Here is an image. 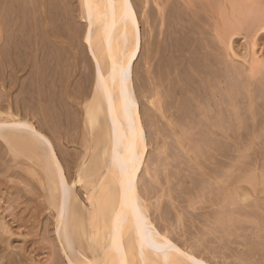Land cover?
Segmentation results:
<instances>
[{"label":"rangeland","instance_id":"rangeland-1","mask_svg":"<svg viewBox=\"0 0 264 264\" xmlns=\"http://www.w3.org/2000/svg\"><path fill=\"white\" fill-rule=\"evenodd\" d=\"M12 1L13 0H9V3H8V0H1L0 1V10L4 13V15H3L2 12L0 11V23L2 24V26H0V32H1V34H0V36H1L0 37V62L4 63V64L0 63V73H1L0 74V110H2V112H4V113H8L10 110L13 113V111L15 110L14 113H18V115L20 114L21 115V117L19 116L20 118H22V119L24 117L27 119L29 118V120H31L33 122V124L36 125V127L38 129L40 128V131L45 132L46 136H48L49 139L54 144V147H56L55 150H56V153L58 154L57 156H59L60 158L62 157L59 160H61L60 162L62 163V166L65 165L64 166V168H65L64 172L67 171V174L65 172V174L67 175V178L75 181L74 179H76V178L78 179V177H79L78 174H80V173L77 174L78 169H79L78 162H79L80 167H81V165H84L86 163H87V166L90 165L89 158L91 157L90 155L92 153L91 148H93L91 143L95 144V142H92L95 140V134L94 133L90 134L91 132H93L92 131L93 129L89 130V132H88V129H90L89 128L90 123H89L88 117H86L87 105L85 107V103L87 101L89 103V101H90V100H88V99H90V96L92 98V94L90 95V93L94 92V89L92 88V87H94V85H93L94 80H92V78L94 77V73H92V72H94L95 70H93V67H94V62H92L93 59H92L91 55L89 54V51H87V48L85 47L83 39H81L82 36H80V31L82 30L80 28H82V26L85 24V21L83 19H81L80 14H79V12H80L79 0H67V1L66 0H64V1H62V0H47L48 2L46 0H42V1H40L42 8H41V5H39L40 3L38 4L39 0H33V1H31V0H26V1L25 0H14L17 3H15L14 1L12 2ZM138 1L133 0V4L134 5L136 4L134 7L137 11V15H138L139 23H140V32H141V37H142L141 38L142 44H141V53L139 55V58L137 59V61L134 64V68H133L134 76L133 77L135 80L136 93H138V97H139L138 99H139V102L141 105L140 108L142 109L141 110L142 111V117L146 118V115H147V118L149 116H151V117L153 116L152 118L149 117V119H147L148 122H147V120L146 121L143 120L144 124H145L144 126L145 127L147 126L146 127V133L148 135L147 138H149L148 139V141H149L148 142L149 143L148 144L149 145L148 146L149 154H147V155H148V158L149 157H151V158L148 159L146 157L147 158L146 163L143 167V169L145 171L142 170L143 172L141 174V177L139 178L141 180V181L139 180V183H140L139 187H141L142 190L145 189L144 191L147 192L146 193L140 189L141 192L144 193V194H142L143 197H144V195L146 198L149 197V200L147 199V201H146L145 197H144L145 198L144 200L147 203L149 202L148 204H150V206H152V207H150L146 203V205L148 207H150V210L152 211L151 213H153L154 217L152 216V219L155 218L154 222H155V220H156V222H158L156 225L163 227V230H165V231L162 230L163 232L168 233L167 231L170 228L171 230H169V232H172V231L173 232L171 233L172 235H169V233H168V235L171 236L172 238L174 237V238L178 239V240H176V243H178V245H179V243L182 244V242H184L183 243L184 245H182V247L185 245H188V246L191 245L190 249L193 248L194 252L198 250V254H200V255L202 254V256L205 258L207 257V260H210V258H211V260H212L211 263L214 261V262H216L215 264H219V263L222 264V262H223V264H233V262H234V264H264V251H263L264 250V96H263L264 91H262V90H264V87L262 86L264 84V82L261 81V79L264 80V75H263L264 73H262V71H264V70H261V74H259V76L261 75L260 77H263V78H260L257 75V77L254 76L256 78V80H253V81H252V79H254L253 75L251 74V76H252V78H251L249 76L250 73L245 70V68H246L245 65L248 66L249 64L247 62H244L245 60H243V57L242 58L240 57V54L245 51L243 48H247L246 50H248V48L250 49L249 45H251V44H250V42H248L249 40L247 41V39H246V32L245 33L243 32L242 34L238 33V34H236L237 36L236 35L234 36V40H236V43H238L240 45L239 46L237 44V46H239V48L242 47V50H244V51L243 52L241 51V53H239L240 51L238 50V47H237V54H239V55H237V57H236L232 53L233 57L231 59L230 58L225 59L226 61L231 63V65L229 63L231 71L229 69H227V67H224L227 63L219 65V67L221 66L220 68L219 67L217 68V66H215L216 68H213V70L216 73H217V71L221 70L220 72H218V74L220 73L223 75L228 74V70H229L230 72H229L228 76L230 75V77L227 76V78H230V79L225 78V80H226V81L224 80L225 84H222V83L218 84L217 83L218 81H215L213 79L214 80V81L212 80L213 84L214 85L215 84L220 85V87H218V86L216 88L213 87L214 90L217 89L216 91H214L211 88L212 86H214L213 84L206 86L207 88H209V91H208V90H206L207 88L205 86L203 88V85H204L203 83H205V82H204V80L201 79L200 76H197L198 74L195 73V69H194V67L199 66L201 61L199 60V64L195 63V64H197V66L195 64H193L194 63L193 60L195 59V57L197 59L198 54L200 56H202L201 55L202 52H200L196 55V50L194 51L193 47H191L190 49L191 50L193 49L195 54H192L190 49L187 50L186 52H184L185 54H182V53L179 54V52L181 50V48H180L181 44H182V46H184L186 41H188V38L192 39L196 35V34L194 35V32H195L194 29H196V32H197V30L199 31V28H197V27L194 28L191 26L192 28H189V26H188L187 28L189 29V31H187L188 29H186L187 33L184 32L185 29L182 28L183 24L181 22L184 23L185 19L183 17L188 16V15H183V13L185 14L186 12H184L182 9H180L181 7L183 8L184 6L180 5V8H179L180 10H179L178 8L177 9L175 8V6L178 7V4H176V5L174 4L177 0L173 1L174 3L170 2L172 4L170 6L167 5L166 7H167V12H168V8H169V13H171V15H169V13L168 14L166 13L168 15V17L166 16V20H165V19L161 18V15L159 13L160 11L158 10V6L156 5L155 0H150V2H149V0H138ZM158 1L161 2L163 0H158ZM198 1L199 0H197V2ZM212 1L218 2L219 0L218 1H215V0L210 1L211 3L214 4V2H212ZM250 1H252V0H250ZM257 1L258 0L254 1V3L257 4ZM260 1H262V2L260 3ZM219 2H221V1H219ZM263 2H264V0H259V4H262ZM45 3L47 4L48 7L46 6ZM199 3H198V5H199ZM140 4H142V5H140ZM150 4H151V6H150ZM216 4H218V3H215L214 5L216 6ZM2 5H3V8H2ZM5 5H8V6L5 7ZM63 5L65 6V9L67 11L64 9ZM154 5H155V7H154ZM198 5H197V7H198ZM13 6H15V7H13ZM172 6H174V7H172ZM257 6H258V4H257ZM43 7H45V10L43 9ZM55 7H56V9H55ZM69 7H71V8H69ZM201 9H202V7H200V10ZM51 10H53V11H51ZM59 10H62V11H59ZM174 10H176V11H174ZM177 10L180 11V13H181L179 18L183 19V21H181L180 23H179L180 19L177 17V16H179L180 13H178ZM6 11H7V13H6ZM43 11L45 14L43 13ZM197 11H199V8ZM202 11L203 10L198 12L201 15V16L199 15V17L200 18L202 17V19L204 18L203 20H205V21L207 20V22L210 23V21H212V20H209L210 19L209 15L205 17V14H204L205 12L204 11L202 12ZM15 12H17V14ZM29 12H31V13L33 12V13L31 14ZM36 12H39V13H36ZM34 13H35V15H34ZM41 14L45 17H43ZM175 14L176 15L178 14V15L176 16ZM202 14H204V15H202ZM22 16H23V18H22ZM33 16H35V17H33ZM2 17H3V19H2ZM188 17H186V18H188ZM25 18H26V20H24ZM45 18H47V19H45ZM56 18H58L57 19L58 23L56 21ZM191 18L192 17H190L189 19H191ZM12 19H13V21H12ZM49 19H50V21H49ZM65 19H67V20H65ZM189 19H186V21L188 22ZM3 20L6 23H4ZM44 20L48 21L49 25L54 24V25H51L48 27L50 29V31L52 30L51 31L52 37H50V39H52L51 40L52 43L50 40H49L50 41L49 42L48 39H44V36H45V38L47 37V35H44V32L42 33V31H44L43 29L45 28L44 24L46 25V23H47ZM68 20H70V21H68ZM7 21H9V22H7ZM29 21H30V23H29ZM61 21H62L63 25H60ZM12 22H14V23H12ZM23 22H24V26H22ZM63 22L65 23V25ZM173 22H174V24H173ZM76 24H78V25H76ZM6 25L9 27H7ZM38 25H40V26H38ZM41 25L44 28L41 27ZM197 25H200V24H197ZM201 25H203V24H201ZM36 26H37V28H36ZM66 26H69V27H66ZM170 26H171V28H170ZM27 27H30V28H27ZM180 27L184 30L183 32H182V30H180ZM203 28H205V27L203 26ZM35 29H37L36 32H35ZM175 29H178V30H175ZM26 30H28V31L26 32ZM60 30H62V31H60ZM46 31H47V28L45 29V32ZM33 32H34V34H31ZM63 32H64V34H63ZM10 33H12V35ZM192 33L194 36L191 35ZM9 34L11 35V37ZM187 34L191 35V36H189L187 38ZM212 34L213 33L211 31V33L209 34L211 36L209 38L211 39V37H212L213 41H217L216 39L214 40L215 36ZM64 35H65V37H64ZM39 37L41 39H39ZM42 37H43V39H42ZM184 37H186V38H184ZM5 38H7V39H5ZM9 38H10V40H9ZM16 38L18 39V41H16ZM20 38L22 41L20 40ZM193 39H195V38H193ZM6 40L11 41V43L6 41ZM13 40H14V42H13ZM43 40H45V41H43ZM29 41L30 42L32 41V42L30 43ZM213 41H212V43H213ZM47 42L49 43L48 47L46 45V44H48ZM44 43H46V44H44ZM214 43H216V42H214ZM22 44H23V46H22ZM52 44H54L55 46ZM165 44H166V46H165ZM244 44H245V46H244ZM12 45H16L15 48ZM30 45H31V47H30ZM216 45L218 47L217 43H216ZM219 45L220 46L218 47V49L222 46L221 44H219ZM19 46L22 49H20ZM36 48H37V50H36ZM39 48H40V50H38ZM218 49H217V51H218ZM42 50H43V52H42ZM219 50L221 52V49H219ZM13 51H15V52H13ZM35 51H37V52H35ZM188 51H189V54L191 53L190 55L188 54ZM40 52H42V53H40ZM220 52H218V53H220ZM245 52L247 53V51H245ZM249 52H251V51L248 50L247 54H249ZM24 53H25V55H24ZM181 54H182V57H181ZM38 55L41 56V59ZM42 55H44V56H42ZM62 55H63V59H62ZM84 55L86 57H84ZM173 55H174V57H172ZM192 55H194L195 57L193 56L194 57L193 58ZM220 55H222L223 58L221 56L219 57L218 55H216L215 60H217V58L218 59H220V58L224 59L225 54L223 55V53H221ZM37 56H38V58H36ZM188 56H191L193 58L192 61L190 60L191 57L189 58ZM200 56H199V58H200ZM25 57H27V58H25ZM164 57H165V59L162 60V58H164ZM175 57L176 58L181 57L184 60L183 62L185 65L183 64L182 65L183 68L181 67L182 69L180 70V72H182V76H183V73H184V76L181 79L177 78V76L176 77L174 76V75H176L177 72L174 71L173 64H176L177 62H179V60L177 58V60L174 63V59H176ZM34 58H36V59L34 60ZM80 58H82V59H80ZM181 58H180V61L182 60ZM27 59H29V60H27ZM54 59H56V60H54ZM66 59L68 60V62ZM185 59H187V60H185ZM33 60H34V63H33ZM41 60H43V61H41ZM47 61H48V63L46 64ZM187 61H189V63H188L189 65L192 62L191 65H194V67L186 64ZM197 61H198V59H197ZM42 62H45V63H42ZM170 62H172V63H170ZM224 62H222V63H224ZM237 63H239V64H237ZM63 65L64 66L66 65L65 66L66 68H64ZM36 66L38 68H36ZM62 66H63V69H62ZM172 66H173V68H172L173 70L171 69ZM43 67L46 69H44ZM49 67H51V68H49ZM70 67L72 68V70ZM235 67L236 68L242 67L243 69L240 68L238 70ZM224 68H226V69L224 70ZM160 69H161V71H160ZM222 69L224 71H227V72L224 73V71ZM64 70H65V72H64ZM240 70H242V71H240ZM243 70L246 72H244ZM237 71H239L240 74H238ZM187 72H189L190 74ZM215 72H214V74H216ZM192 73H194V74H192ZM244 73L245 74L247 73L246 76L250 80L249 82L245 81L248 79L246 77L244 78V76H245ZM187 74H189V75L187 76ZM218 74H216V75H218ZM241 74H243L244 76H242ZM191 75L193 76L194 79H192ZM239 75H241L240 76L241 81L239 79L240 78ZM41 76H43V78ZM47 76L49 77V79H46V78H48ZM232 76L235 78H233ZM178 77H181V76L178 75ZM213 77H215V75ZM197 78L199 81L200 80L203 81V82L200 81L201 85L203 84L202 88H201V85H199L200 82L197 80ZM217 78H216V80H217ZM236 78H238V80H236ZM187 79H189V80H187ZM233 79H235V80H233ZM52 80H54V81H52ZM183 80L186 82H184ZM193 80H194V83H196V82L199 83V84L196 83L194 86H197L196 90L201 92V93L198 92V94H201L202 98L200 97V95H196V93H197L196 90H195L196 93H195V91H194V93L192 91L190 93L189 90H187L189 93L186 92V89H189V86H190L189 83L193 84V82H192ZM218 80H219V78H218ZM258 80L260 83L263 82V84H259ZM79 81H81V82H79ZM164 81H165V83H164ZM229 81H232L233 83H235V85H233V83H232V85H233L232 86L231 82H229ZM238 81L240 83L242 82L244 84V86L245 85L247 86L246 88H244L242 83L239 84V86L241 85V88H243V89H240L241 93H243L244 90L247 89L245 93L248 96L249 95L253 96L254 93L257 92L254 95L253 99H252V96H250L251 98L250 97L248 98V96H245L246 94L244 95V94L238 93L239 92V88L237 85ZM251 81H252V84H251ZM254 81H255L256 85H253ZM28 82H29V84H28ZM162 83H164V84H162ZM247 84L248 85L250 84V87ZM155 85L156 86L160 85V89H158V91L159 92L162 91L161 93H163L160 96V98H162L164 95V97L162 99H164V101H165L164 105H166V106H164L163 104L162 105L164 106L163 110H166V112L164 111V113L168 112L167 113L168 119L165 118L166 117L165 114H163V116L161 115L163 113V110L161 113L155 112L156 107L154 109V107H153L154 105L151 103V99L154 98V96L152 95L153 97L151 98L150 95L152 93L154 94L156 89L159 88L158 86L156 87ZM171 85H172V87H171ZM252 85L254 86V88ZM46 86H48V87H46ZM225 87L227 90L225 89ZM141 88H142V90H141ZM153 88L154 89L156 88V89L154 90ZM165 88L167 91L165 90ZM252 88L254 90V93L251 90ZM202 89L205 91H203ZM210 89L212 90V92L210 91ZM228 89L232 90V92L230 90L228 91ZM173 90H175L176 93L173 92ZM242 90H243V92H242ZM248 90H250L251 94H249L250 92L247 93ZM46 91H47V93H46ZM260 92H261V95H260ZM144 93H145V95H144ZM147 93H148V95H147ZM207 93H210V95ZM87 95H90V96H87ZM194 95H196L197 97ZM257 95H259L260 99L258 98ZM181 96L183 98L184 97L185 98L183 99ZM207 96H209V97H207ZM225 96H227V97H225ZM232 96H233V98H232ZM241 96H243L244 98L243 97L241 98ZM256 96H257L258 100H256ZM194 97H196V98H194ZM198 98H199V100H201V102L196 100ZM21 99H22V101H21ZM204 99L205 100L207 99L206 105H209L210 107L204 106L205 105ZM254 99L258 102L254 101L253 107H252L251 102H253ZM188 100H189V102H188ZM195 100L198 102V104ZM234 101L237 104V106L234 104ZM224 103H225V105H223ZM230 103H232V104H230ZM249 103H250V105H249ZM187 104H189V105H187ZM214 104H216V108L218 109V111H217L218 115H217V113H215L216 109H215ZM238 104H240V105H238ZM235 106H236V108H234ZM46 108H48V109H46ZM232 108H233V110H232ZM250 108L251 109L254 108V111L251 110ZM196 109H198V110H196ZM214 109H215V111H214ZM227 109H228V111H227ZM199 110L201 111L200 112L201 115L198 113ZM204 110L206 111L207 114L209 113V115H207V116H210V111H211V116L213 114L214 117H211V119H210V117H207L209 119V120H207L205 117V111ZM235 110H237V111H235ZM6 111H8V112H6ZM203 111H204V113H202ZM207 111H209V112H207ZM251 111H253V112H251ZM151 112H153V113H151ZM196 112H197V115H196ZM227 112H231L232 115L230 113L227 114ZM237 112H239V113H237ZM145 113H146V115L144 116ZM155 113H157V115ZM191 113H193V115H191ZM221 114L223 117L228 115L229 118L226 116V117H224V120H223L222 119L223 117L219 116ZM44 115H45V117H44ZM173 115H175V116H173ZM190 116L192 118H195V120L190 118ZM175 117H177V118H175ZM217 117L218 118L220 117L221 119L219 118V120H221L222 122L225 121V118H227L226 119V125L227 126L225 124L224 125L222 124L223 127H222V125L220 126L221 122L219 121L220 124H218ZM154 118L157 119L158 121L153 120ZM212 118H213V120H212ZM86 119L88 120V125H89L88 128H87L88 125H87ZM171 120H172V123L175 122L174 125H171L172 124V123H170ZM149 121H151V122L153 121L152 123L156 124V125H153ZM179 121H180L181 125L179 124ZM181 121L182 122L184 121V123H182ZM185 121L186 122L188 121V122L186 123ZM197 121L200 122L201 124H199ZM202 122H204V123H202ZM211 122H212V124L214 122L215 125L218 124L220 126V128L222 127L221 128L222 130H220V129L217 130L216 128L211 127L212 126ZM228 122L231 123L229 125V126H231V127H229V129H228V124H227ZM190 123H192V124H190ZM149 124H151V127ZM185 124H186V126H185ZM214 124H213V126H214ZM163 125H167L169 128H167L166 126H163ZM175 125H178L179 128L177 126L175 128ZM191 125H193L194 128ZM196 125H198V126H196ZM204 125H205V127H204ZM153 126L156 129L154 131H157V132H153V129H154ZM172 126L176 130H174L172 128ZM200 126H203V127H200ZM156 127L157 128L159 127L158 130ZM187 127H189V128H187ZM195 127H197V128H195ZM41 128H42V130H41ZM162 128L164 131H162ZM182 128L184 129V131ZM171 129H172V132H171ZM178 129L182 132V134ZM210 129H211V131H210ZM225 129L226 130L228 129L227 130L228 135H227V132ZM169 130H170V132H169ZM159 131H161L162 133ZM183 132H185V133H183ZM197 132H199V133H197ZM198 135L201 137H199ZM208 135H210V136H208ZM197 136H198V138H197ZM199 138H201V139H199ZM206 139L208 141L209 140L210 141L208 142ZM173 140H175V142ZM196 142H197V144H196ZM183 143H185V144H183ZM94 146L96 147V145H94ZM162 146H164V147L166 146V148H164ZM193 146H195V147H193ZM6 148L7 147L4 145V143H2L0 145V214H1V216L5 217V219L3 221L6 222V224L9 225V227L13 231V236H12V234H10L11 236H8L9 234L8 235L5 234V236L11 238V241H13L14 245H16L15 248H10V249H13L16 252H18L17 253L18 255H15L16 261L13 258H12L13 260L10 258L8 260V257L4 258V250H3L4 244L0 243V248H1L0 264H2V263L4 264V262L6 260L9 262L8 263L6 261L8 264H11V263L14 264L17 262V258H19L18 261H20L21 255H19V254L22 253L21 246H23V245H26V248L29 249L28 251L30 253L32 252L31 253L32 256L35 257V255H36V257H35L36 261H38V260L42 261L43 259L46 260L47 256H48L47 260H49L51 258L50 259L51 262H52V259H54V261H55V259H57V258H59V259H57V260H59V262H57V260L55 261L57 263L62 262V260H63L62 258H64V260H63L64 262L67 261V258H65L66 256L64 255V257H63V255H62V253H63L62 248L58 247L61 244L57 243L59 240L57 239L58 238L56 235L57 233H55L56 232L55 227H57V226H55V225H57L56 224L57 219L55 217H56L57 213L55 212L54 208L51 207V205L53 203L51 204L50 201L52 199L50 200V197H49L53 191L51 192V190L49 188L50 185L48 184V182L46 181L47 182V184H46L45 180L43 178H41L42 177L41 173L43 172V177L45 174L44 171H42L43 166L39 168V166H41L40 165L41 163L38 166V163H39V162H37V161H39L38 159L35 160L34 162L32 160V162H31V159L28 160L29 157H27V156H21V158L13 156L14 154L12 155L9 152V149H6ZM167 148H169V149H167ZM94 149L95 148H93V151H94ZM197 149H200V150H197ZM163 150H164V152H163ZM196 151H198V152H196ZM227 151H229V152L227 153ZM178 152H179V154H178ZM185 152H186V154H185ZM161 154L163 155V157L161 156ZM70 155H71V157H70ZM166 155H167V157H166ZM175 155H177V157ZM215 155H217V156H215ZM157 156H158V158H157ZM170 157H171V159H169ZM159 158L161 160L163 158V161H161ZM166 158H167V160H166ZM63 160H65V162ZM66 160H67V162H66ZM151 160H152V162H151ZM169 160H171V161H169ZM223 160H224V162H223ZM35 162H37V164H34ZM149 162H151V163H149ZM161 162H162V164H161ZM184 162H186V163H184ZM151 165H152V167H151ZM158 165H160V166H158ZM87 166L85 165V167H87ZM82 167L85 168L84 166H82ZM148 168H150V169H148ZM217 168H219V169H217ZM224 168H225V170H224ZM156 170H157V172H156ZM103 171H104V169L101 170L100 173H102ZM225 171H226V173H225ZM215 172L217 173V175ZM202 173H203V175H202ZM144 174H146V175H144ZM160 174H161V176H160ZM77 175H78V177H77ZM143 175H144V177H143ZM156 175H158V176H156ZM194 176H196V177H194ZM219 176H221V177H219ZM249 177H251V178H249ZM41 179H43V181ZM45 179H46V177H45ZM91 179H93V178H91ZM196 179H197V181H196ZM70 180H69V182H70ZM44 182H45V184H44ZM150 182H151V184H150ZM213 182H215V183L213 184ZM141 183H143V185ZM145 183H146V187L144 186ZM182 183H184V184H182ZM77 184H79V185H77ZM77 184H74L75 185L74 191L77 192L78 197H80L79 199H80L81 203L83 202V204L89 205L88 199L85 198V196L88 194L87 193L88 190H86V188H88L89 185L84 186V185H82L83 183H77ZM210 185H211V187H210ZM29 186H31V187H29ZM46 186L49 189L48 188L46 189ZM149 186H151V187H149ZM194 187H195V189H194ZM198 187H199V189H198ZM20 190H21V192H20ZM28 190H29V192H28ZM148 192H150V194ZM195 192H197V193H195ZM204 192L207 194L205 195ZM48 193L50 195H48ZM51 197H53V196L51 195ZM53 198L55 199V197H53ZM198 199H201V200H198ZM56 201H58L57 198H56ZM55 204H57V203H55ZM159 204H160V206H159ZM223 205L225 207H223ZM54 207H55V205H54ZM180 209H182V211ZM153 210H155V211H153ZM170 212L171 213L173 212V213L170 214ZM222 213H224V214H222ZM225 213H227V214H225ZM17 215L19 216V218L20 217H22V218L17 220V218H18ZM220 215L222 217H220ZM224 215L227 218H225ZM228 215H229V217H228ZM219 217H220L221 221H220ZM23 219H25L26 222H24ZM187 219H188V221H187ZM227 219H229V220H227ZM162 220H163V222H162ZM192 220H195V221H192ZM219 221H220V223H219ZM222 222H223V224H222ZM27 223H28V225H25ZM172 223H174V224H172ZM167 224H169V225H167ZM224 224H226V225H224ZM182 227H184V228H182ZM190 227H191V229H190ZM19 228H21V229L19 230ZM159 229L161 230V228H159ZM186 229H188V230H186ZM19 231H20V233H19ZM15 233H16V235H15ZM3 235H1L0 239L2 238ZM3 239H4V237H3ZM213 239H214V241H213ZM178 241H180V242H178ZM211 245H213V246H211ZM188 246H186V247L188 248ZM20 248H21V250H20ZM57 248L59 249L60 252H62V253H60L62 256H60L58 254V256H59L58 257L56 255V253H59V252H57V250H58ZM194 248H197V250H195ZM52 250H54V251H52ZM55 250H56V253H55ZM52 253H53L54 258L51 257ZM196 254H197V252H196ZM55 255H56V257H55ZM17 256H19V257H17ZM1 257L4 259L2 260ZM60 257H62L61 261H60ZM225 258L227 259V261ZM45 260H43V261H45ZM253 260H254V262H253ZM6 262H5V264H6ZM28 262H29V260H28ZM55 262H53V263L55 264ZM214 262L212 264H214ZM21 263H23V262H21ZM67 263L68 262H65L64 264H67Z\"/></svg>","mask_w":264,"mask_h":264},{"label":"bare ground","instance_id":"bare-ground-1","mask_svg":"<svg viewBox=\"0 0 264 264\" xmlns=\"http://www.w3.org/2000/svg\"><path fill=\"white\" fill-rule=\"evenodd\" d=\"M1 1V0H0ZM14 1V0H13ZM12 1V2H13ZM26 1V0H25ZM33 1V0H31ZM39 0L38 4L40 3ZM47 1V0H46ZM64 1V0H62ZM61 1V2H62ZM67 1V0H66ZM138 1V0H137ZM173 1L176 0H163V1H158L155 0L156 5L158 6V10L160 11V15L162 19L166 20V16L168 17V13H169V8H168V12H167V5H171L172 3H174ZM211 1V0H210ZM209 0H199L197 2V0H177L174 4H178V7L175 6V8L179 9L180 5L184 6L183 8L181 7L180 9H182L184 12H186L185 14L183 13V15H188V16H184L183 18L184 23L181 22L183 21V19L179 18L181 13L180 11L177 10L179 14V16H176L180 19L179 23L181 22L183 24L182 28L185 29V31L180 27V30H182V32L184 31L186 32V29H188L187 27L189 26V28H199V31L196 29H194V35L193 33L191 35H193L195 39H191L188 38L191 35L187 34V38L188 41H186L185 43V47L182 46L181 44V50L179 52L182 54H185L184 52H186L187 50H189L191 47H193L194 51L196 50V55L200 52L202 56L197 55V59L194 55H192V57L194 56L195 59L193 60V64L197 63L199 64V60L201 61V63L199 64L198 67H194V65H189V61L194 58H192L191 56H188L189 58L191 57V59L189 61L186 62V64H188L189 66H193L195 69V73H197V76H200L202 80H204L205 83H203V88L204 86H209L213 84V81H218L217 83L220 84H225L224 80L225 78H227L230 70V66L228 61H226L225 59L227 58H232V53L234 56L237 57V47L238 50L240 51L239 53H241V51L243 52L244 50L247 51L248 50L251 51L249 52V54H247L245 51L243 53L240 54V57H243V60H245L244 62H247L249 65H245L246 68L245 70L247 72H249V76L252 78L251 74L253 75V77H257V75L259 76V74H261V70H264V2L262 4H259V0L257 1V4L254 3V1L256 0H219L221 2H214L218 3L216 4V6L211 3ZM226 1V2H225ZM6 2V1H5ZM11 2V1H10ZM15 2V1H14ZM23 2V1H22ZM48 2V1H47ZM60 2V1H59ZM139 2V1H138ZM148 2V1H147ZM150 2V0H149ZM148 2V3H149ZM172 2V3H170ZM200 2V3H199ZM262 1H260L261 3ZM9 3V0H8ZM17 3V2H15ZM24 3V2H23ZM29 3V2H28ZM33 3V2H32ZM56 3V2H55ZM63 3V2H62ZM80 6H79V14L81 19H83L85 21V24L82 26V29L80 31V36L81 39H83V42L85 44V47L87 48V51H89V54L91 55L93 61L94 62V67L93 70H95L94 72V77L92 78V80H94V87H92L94 89V92L90 93V95L92 94V98L90 95V100L89 103L88 101L85 103V107L87 105V115L86 117H88L89 123H90V127L88 125V120L86 119L87 122V128L89 127V130H92L93 132H91L90 134L94 133L95 134V140L92 142H95L94 145H96V147L91 143V145L93 146V148H91V157L89 158L90 160V165L87 166V163L84 165H79L78 162V179H74L75 181H72L70 179L67 178V171L66 174L64 172V166H62V163L60 162L61 159L59 156H57L58 154L56 153V150L54 147V144L52 143V141L49 139L48 136H46L45 132L40 131V128L38 129L36 127V125L33 124V122L31 120H29V118H20L21 115L18 113H13L11 112V110L8 113H4L2 112V110H0V143H4V145L7 147L6 149H9V152L16 157H20L21 156H27L29 157V159H31V162L33 160V162L35 160H39L37 162L38 166L39 164L42 167L43 166V170L44 171V177H43V172L41 173L42 177L45 182L47 181L48 184L50 185L49 188L52 192V196L55 197V199L53 197H51V195L48 193V195H50V202H51V207L54 208L55 212L57 213L56 215V221H57V227H55L56 232L57 233V239L60 241H58L57 243L61 244L58 247L62 248V252L59 251V249L55 250L56 255L58 256V254L60 256L64 255L66 256L65 258H67L68 262L67 264H212L211 263V258L210 260H207V257H203L202 254H198V250L197 248H194L197 251H193V248L190 249L191 245H185L182 247V245H184L182 242V244L176 243V238H172L169 235H172L171 233L173 232H169V230H171L169 228V230L167 231L169 233L163 232L165 230H163V227L156 225L158 222H154V219H152L153 213H151L152 211L150 210V204H148L146 201L147 199L149 200V197H144L146 198V201L144 200L145 198L143 197L141 192V187H139V178L141 177L142 174V170L145 163H146V159L148 158L149 152H148V135L146 133V127L144 126V121H146L147 119H149V116L147 118L146 113L144 114L145 117H142V109L140 108V102H139V97H138V93H136V89H135V80H134V64L137 61V59L139 58V55L141 53V32H140V23H139V19H138V15H137V11L135 9V5L133 4V0H79ZM140 3V2H139ZM144 3V2H143ZM152 3V2H151ZM199 3V5H198ZM220 3V4H219ZM7 4V3H6ZM19 4V3H18ZM27 4V3H26ZM43 4V3H42ZM46 4V3H45ZM50 4V3H49ZM66 4V3H65ZM173 4V5H174ZM9 5V4H8ZM8 5H5L8 6ZM13 5V4H12ZM25 5V4H24ZM34 5V4H33ZM41 5V3L39 4ZM56 5V4H55ZM142 5V4H140ZM153 5V4H152ZM198 5V7H197ZM20 6V5H19ZM28 6V5H27ZM32 6V5H31ZM38 6V5H37ZM45 6V5H44ZM47 6V4H46ZM64 6V5H63ZM71 6V5H70ZM151 6V4H150ZM4 7V8H5ZM15 7V6H13ZM48 7V6H47ZM139 7V6H138ZM155 7V5H154ZM174 7V6H172ZM171 7V8H172ZM200 7H202L201 10H203L205 13V17L209 15L210 19L212 20L209 22H207V20H203L202 17L200 18L199 15L201 10ZM259 7V8H258ZM3 8V5H2ZM11 8V7H10ZM17 8V7H16ZM23 8V7H22ZM37 8V7H36ZM42 8V5H41ZM71 8V7H69ZM68 8V9H69ZM75 8V7H74ZM197 8V9H196ZM199 8V11H197ZM30 9V8H29ZM40 9V8H39ZM43 9L45 10V7H43ZM56 9V7H55ZM65 9V6H64ZM174 9V8H173ZM179 9V10H180ZM18 10V9H17ZM37 10V9H36ZM66 10V9H65ZM142 10V9H141ZM197 12H196V11ZM1 11V10H0ZM9 11V10H8ZM26 11V10H25ZM30 11V10H29ZM32 11V10H31ZM53 11V10H51ZM62 11V10H59ZM67 11V10H66ZM65 11V12H66ZM151 11V10H150ZM153 11V10H152ZM176 11V10H174ZM202 11V12H203ZM2 12V11H1ZM23 12V11H22ZM70 12V11H69ZM155 12V11H154ZM7 13V11H6ZM17 14V12H15ZM31 13V12H29ZM28 13V14H29ZM33 13V12H32ZM31 13V14H32ZM39 13V12H36ZM44 13V11H43ZM67 13V12H66ZM141 13V12H140ZM167 13V14H166ZM2 14L4 15V13L2 12ZM12 14V13H11ZM27 14V13H26ZM45 14V13H44ZM59 14V13H58ZM69 14V13H68ZM198 14V15H197ZM202 14V15H204ZM9 15V14H8ZM19 15V14H18ZM35 15V13H34ZM42 15V14H41ZM57 15V14H56ZM55 15V16H56ZM64 15V14H63ZM67 15V14H66ZM159 15V16H160ZM169 15H171V13H169ZM6 16V15H5ZM43 16V15H42ZM49 16V15H48ZM54 16V17H55ZM68 16V15H67ZM76 16V15H75ZM201 16V15H200ZM18 17V16H17ZM25 17V16H24ZM31 17V16H30ZM35 17V16H33ZM45 17V16H43ZM72 17V16H71ZM182 17V16H181ZM188 17V18H186ZM190 17H192L191 19H189ZM23 18V16H22ZM61 18V17H60ZM3 19V17H2ZM18 19V18H17ZM47 19V18H45ZM58 18H56L57 21ZM71 19V18H70ZM176 19V18H175ZM178 19V20H179ZM186 19H189L188 22L186 21ZM202 19V20H201ZM208 19V18H207ZM7 20V19H6ZM19 20V19H18ZM26 20V18L24 19ZM40 20V19H39ZM42 20V19H41ZM61 20V19H60ZM67 20V19H65ZM154 20V19H153ZM197 20V21H196ZM208 20V21H209ZM4 21V20H3ZM13 21V19H12ZM16 21V20H15ZM46 23V25L44 24V27L41 25V27H43L44 31H42V33L44 32V35H47V37L44 39H48V41L52 40L50 39V37H52V33L50 31V29L48 28L51 25H49L48 21L44 20ZM50 21V19H49ZM70 21V20H68ZM73 21V20H72ZM168 21V20H167ZM9 22V21H7ZM17 22V21H16ZM15 22V23H16ZM22 22V21H21ZM26 22V21H25ZM44 22V23H45ZM154 22V21H153ZM171 22V21H170ZM169 22V23H170ZM178 22V21H177ZM4 23H6L4 21ZM14 23V22H12ZM18 23V22H17ZM16 23V24H17ZM28 23V22H27ZM30 23V21H29ZM41 23V22H40ZM58 23V21H57ZM64 23V22H63ZM167 23V22H166ZM176 23V22H175ZM188 23V24H187ZM1 24V23H0ZM10 24V23H9ZM39 24V23H38ZM48 24V25H47ZM70 24V23H69ZM174 24V22H173ZM190 24V25H189ZM200 24V25H197ZM203 24V25H201ZM58 25V24H57ZM60 25L62 24V21L60 23ZM65 25V23H64ZM73 25V24H72ZM78 25V24H76ZM148 25V24H147ZM2 26V24L0 25ZM7 26V25H6ZM24 26V22L23 25ZM40 26V25H38ZM81 26V25H80ZM151 26V25H150ZM158 26V25H157ZM172 26V25H171ZM170 26V28H171ZM178 26V25H177ZM192 26V27H191ZM203 26L205 28H203ZM208 26V27H207ZM9 27V26H7ZM13 27V26H12ZM20 27V26H19ZM69 27V26H66ZM79 27V26H78ZM148 27V26H147ZM176 27V26H175ZM174 27V28H175ZM179 27V26H178ZM177 27V28H178ZM25 28V27H24ZM30 28V27H27ZM37 28V26H36ZM47 28V31L45 32V29ZM51 28V27H50ZM208 28V29H207ZM68 29V28H67ZM160 29V28H159ZM206 29V30H205ZM12 30V29H11ZM23 30V29H22ZM37 29H35L36 32ZM70 30V29H69ZM79 30V29H78ZM178 30V29H175ZM208 30V31H207ZM28 30H26L27 32ZM34 31V30H33ZM41 31V30H40ZM59 31V30H58ZM57 31V32H58ZM62 31V30H60ZM154 31V30H153ZM189 31V29L187 30ZM193 31V30H192ZM212 31V35H214V40L216 39L217 41H213V38L211 37V39L209 38L211 35H209ZM12 32V31H11ZM70 32V31H69ZM77 32V31H76ZM178 32V31H177ZM246 32V39L248 42H250L251 45L250 49L248 48V50H246L247 48H243L244 50H242V47L239 48V44L236 43V40H234V36L236 34H242V33ZM22 33V32H21ZM38 33V32H37ZM36 33V34H37ZM46 33V34H45ZM67 33V32H66ZM73 33V32H72ZM159 33V32H158ZM176 33V32H175ZM1 34V32H0ZM12 35V33H10ZM9 34V35H10ZM20 34V33H19ZM18 34V35H19ZM31 34H34L31 33ZM39 34V33H38ZM37 34V35H38ZM61 34V33H60ZM64 34V32H63ZM70 34V33H69ZM68 34V35H69ZM169 34V33H168ZM174 34V33H173ZM10 35V37H11ZM17 35V34H16ZM175 35V34H174ZM245 35V34H244ZM165 36V35H164ZM177 36V35H176ZM237 36V35H236ZM1 37V36H0ZM7 37V36H6ZM26 37V36H25ZM35 37V36H34ZM41 37V36H40ZM39 37V39H41ZM65 37V35H64ZM78 37V36H77ZM76 37V38H77ZM19 38V37H18ZM22 38V37H21ZM20 38V40H21ZM27 38V37H26ZM33 38V37H32ZM67 38V37H66ZM156 38V37H155ZM164 38V37H163ZM162 38V39H163ZM186 38V37H184ZM7 39V38H5ZM43 39V37H42ZM68 39V38H67ZM183 39V38H182ZM10 40V38H9ZM6 40L8 42L11 43V41ZM73 40V39H72ZM154 40V39H153ZM169 40V39H168ZM186 40V39H185ZM213 43H212V41ZM16 41H18V39L16 38ZM15 41V42H16ZM22 41V40H21ZM26 41V40H25ZM42 41V40H41ZM45 41V40H43ZM47 41V40H46ZM49 41V42H50ZM65 41V40H64ZM14 42V40H13ZM20 42V41H19ZM30 42V41H29ZM32 42V41H31ZM30 42V43H31ZM36 42V41H35ZM40 42V41H39ZM218 44V47L220 46L219 44H221L222 46L218 49L216 43ZM219 42V43H218ZM238 42V41H237ZM7 43V42H6ZM5 43V44H6ZM24 43V42H23ZM48 43V42H47ZM52 43V41H51ZM50 43V44H51ZM18 44V43H17ZM36 44V43H35ZM46 44V43H44ZM78 44V43H77ZM216 46H215V45ZM237 44L239 46H237ZM7 45V44H6ZM32 45V44H31ZM30 45V47H31ZM47 47L49 45L46 44ZM54 45V44H52ZM8 46V45H7ZM15 46L16 45H12ZM23 46V44H22ZM28 46V45H27ZM55 46V45H54ZM67 46V45H66ZM82 46V45H81ZM157 46V45H156ZM164 46V45H163ZM166 46V44H165ZM245 46V44H244ZM33 47V46H32ZM38 47V46H37ZM45 47V46H44ZM50 47V46H49ZM161 47V46H160ZM178 47V46H177ZM247 47V46H246ZM20 49H22L19 46ZM18 48V49H19ZM56 48V47H55ZM60 48V47H59ZM147 48V47H146ZM223 48V49H222ZM258 48V49H257ZM3 49V48H2ZM8 49V48H7ZM10 49V48H9ZM54 49V48H53ZM161 49V48H160ZM193 49L191 50L192 54H195ZM218 49V51H217ZM241 49V50H240ZM4 50V49H3ZM6 50V49H5ZM17 50V49H16ZM24 50V49H23ZM34 50V49H33ZM37 50V48H36ZM40 50V48L38 49ZM47 50V49H46ZM62 50V49H61ZM83 50V49H82ZM147 50V49H146ZM2 51V50H1ZM19 51V50H18ZM50 51V50H49ZM55 51V50H54ZM53 51V52H54ZM156 51V50H155ZM223 51V52H222ZM8 52V51H7ZM15 52V51H13ZM17 52V51H16ZM20 52V51H19ZM29 52V51H28ZM37 52V51H35ZM43 52V50H42ZM40 52V53H42ZM58 52V51H57ZM80 52V51H79ZM160 52V51H159ZM177 52V51H176ZM217 52V53H216ZM220 52V53H218ZM23 53V52H22ZM49 53V52H48ZM59 53V52H58ZM65 53V52H64ZM153 53V52H152ZM190 53V54H191ZM221 53H223V55L226 57H224V59H218L215 60L216 55H218L219 57L221 56L223 58L222 55H220ZM5 54V53H4ZM14 54V53H13ZM46 54V53H45ZM60 54V53H59ZM72 54V53H71ZM83 54V53H82ZM181 54V57H182ZM189 54V51H188ZM189 54V55H190ZM216 54V55H215ZM6 55V54H5ZM20 55V54H19ZM25 55V53H24ZM30 55V54H29ZM50 55V54H49ZM48 55V56H49ZM169 55V54H168ZM21 56V55H20ZM39 56V55H38ZM38 56L36 58H38ZM44 56V55H42ZM9 57V56H8ZM30 57V56H29ZM28 57V58H29ZM41 59V56H39ZM51 57V56H50ZM49 57V58H50ZM73 57V56H72ZM84 57H86L84 55ZM163 57V56H162ZM174 57V55L172 56ZM171 57V58H172ZM180 57V58H181ZM4 58V57H3ZM27 58V57H25ZM34 58V60L36 59ZM45 58V57H44ZM53 58V57H52ZM61 58V57H60ZM170 58V57H169ZM176 58V57H175ZM178 58V57H177ZM174 59V63L177 60ZM180 58H178L179 62H177L176 64H173L174 66V71L177 72L176 75H174L175 77L177 76V78H183L182 76V72H180V70L183 68V64H184V60L182 59L180 61ZM7 59V58H6ZM62 59H63V55H62ZM82 59V58H80ZM165 59L162 58V60ZM9 60V59H8ZM16 60V59H15ZM18 60V59H17ZM29 60V59H27ZM33 60V63H34ZM44 60V59H43ZM41 60V61H43ZM48 60V59H47ZM52 60V59H51ZM56 60V59H54ZM67 60V59H66ZM87 60V59H86ZM141 60V59H140ZM144 60V59H143ZM159 60V59H158ZM168 60V59H167ZM173 60V59H172ZM187 60V59H185ZM222 60V61H221ZM225 62H224V61ZM26 61V60H25ZM50 61V60H49ZM65 61V60H64ZM170 61V60H169ZM196 61V62H195ZM232 61V60H231ZM234 61V60H233ZM16 62V61H15ZM19 62V61H18ZM39 62V61H38ZM57 62V61H56ZM68 62V60H67ZM66 62V63H67ZM162 62V61H161ZM203 62V63H202ZM219 62V63H218ZM224 62V63H222ZM1 63V62H0ZM11 63V62H10ZM45 63V62H42ZM48 63V61L46 62V64ZM55 63V62H54ZM172 63V62H170ZM169 63V64H170ZM227 63V64H226ZM246 63V64H247ZM4 64V63H1ZM28 64V63H27ZM163 64V63H162ZM197 64H195L197 66ZM221 64H226L224 67H227L228 70V74H218L213 70V68H216L215 66H217V68L219 67V65ZM239 64V63H237ZM42 65V64H41ZM56 65V64H55ZM80 65V64H79ZM185 65V64H184ZM228 65V66H227ZM231 65V63H230ZM234 65V64H233ZM12 66V65H11ZM35 66V65H34ZM40 66V65H39ZM43 66V65H42ZM45 66V65H44ZM54 66V65H53ZM64 66V65H63ZM62 66V69H63ZM66 66V65H65ZM64 66V68H66ZM173 66L171 67V69L173 68ZM187 66V65H186ZM223 66V65H222ZM236 66V65H235ZM41 67V66H40ZM69 67V66H68ZM182 67V68H181ZM185 67V66H184ZM221 67V66H220ZM219 67V68H220ZM229 67V68H228ZM244 67V66H243ZM25 68V67H24ZM33 68V67H32ZM36 68H38L36 66ZM44 68V67H43ZM51 68V67H49ZM71 68V67H70ZM92 68V67H91ZM145 68V67H144ZM187 68V67H186ZM233 68V67H232ZM236 68V67H235ZM242 68V67H240ZM240 68H236V69H240ZM263 68V69H262ZM12 69V68H11ZM46 69V68H44ZM163 69V68H162ZM165 69V68H164ZM170 69V70H171ZM185 69V68H184ZM226 68H224L225 70ZM243 69V68H242ZM43 70V69H42ZM48 70V69H47ZM51 70V69H50ZM49 70V71H50ZM61 70V69H60ZM69 70V69H68ZM72 70V68H71ZM87 70V69H86ZM92 70V71H93ZM139 70V69H138ZM154 70V69H153ZM173 70V69H172ZM188 70V69H187ZM186 70V71H187ZM223 70V69H222ZM223 70V71H224ZM143 71V70H142ZM161 71V69H160ZM216 74H214V72ZM234 71V70H233ZM232 71V72H233ZM242 71V70H240ZM244 71V70H243ZM244 71V72H246ZM29 72V71H28ZM65 72V70H64ZM91 72V71H90ZM185 72V71H184ZM194 72V71H193ZM227 71H224V73H226ZM238 74H240L239 71H237ZM236 72V73H237ZM37 73V72H36ZM138 73V72H137ZM162 73V72H161ZM189 73V72H187ZM222 73V72H221ZM243 73V72H242ZM262 73H264V71H262ZM1 74V73H0ZM39 74V73H38ZM47 74V73H46ZM65 74V73H64ZM186 74V73H185ZM190 74V73H189ZM187 74V76L189 75ZM194 74V73H192ZM245 74V73H244ZM44 75V74H43ZM162 75V74H161ZM181 76V77H178ZM215 75V77H213ZM236 75V74H235ZM234 75V76H235ZM242 76H244L243 74H241ZM239 75V77L241 76ZM247 73L245 74L244 78H247ZM264 75V74H263ZM11 76V75H10ZM45 76V75H44ZM49 76V75H48ZM47 76V77H48ZM51 76V75H50ZM61 76V75H60ZM192 76V75H191ZM195 76V75H194ZM261 76V75H260ZM259 76V77H260ZM36 77V76H35ZM43 78V76H41ZM141 77V76H140ZM143 77V76H142ZM219 80H218V78ZM230 77V75L228 76ZM233 77V76H232ZM236 77V76H235ZM233 77V78H235ZM238 77V76H237ZM238 77V78H239ZM254 77L253 80H256V78ZM33 78V77H32ZM176 78V79H177ZM186 78V77H185ZM217 78V80H216ZM238 78H236V80H238ZM243 78V77H242ZM263 78V77H260ZM38 79V78H37ZM36 79V80H37ZM46 79H49L46 78ZM85 79V78H84ZM172 79V78H171ZM192 79L193 76H192ZM191 79V80H192ZM214 79V80H213ZM230 79V78H227ZM241 81V77L239 78ZM248 79V78H247ZM28 80V79H27ZM34 80V79H33ZM45 80V79H44ZM61 80V79H60ZM76 80V79H75ZM78 80V79H77ZM173 80V79H172ZM185 80V79H184ZM183 80V81H184ZM189 80V79H187ZM198 80V78H197ZM200 80V81H202ZM213 80V81H212ZM235 80V79H233ZM30 81V80H29ZM39 81V80H38ZM37 81V82H38ZM41 81V80H40ZM54 81V80H52ZM141 81V80H140ZM163 81V80H162ZM196 81V80H195ZM199 81V80H198ZM199 81V82H200ZM226 81V80H225ZM245 81H250L245 80ZM251 81V84H252ZM261 81L264 82V80L261 79ZM33 82V81H32ZM77 82V81H76ZM81 82V81H79ZM142 82V81H141ZM175 82V81H174ZM177 82V81H176ZM186 82V81H184ZM193 84L189 83V89H186V92H188L187 90H189V92L191 93V91L194 93V91L197 89V86H194L196 83L199 84L198 82L194 83V80L192 81ZM203 82V81H202ZM231 82L232 85V81ZM239 82V81H238ZM238 88H239V94L241 85L239 86V84H241L240 82L238 83ZM259 82V80H258ZM259 82V84H263ZM25 83V82H24ZM42 83V82H41ZM165 83V81H164ZM162 83V84H164ZM178 83V82H177ZM216 83V82H215ZM29 84V82H28ZM34 84V83H33ZM36 84V83H35ZM151 84V83H150ZM153 84V83H152ZM157 84V83H156ZM160 84V83H159ZM188 84V83H187ZM243 84V83H242ZM246 84V83H245ZM22 85V84H21ZM146 85V84H145ZM184 85V84H183ZM201 85V82L200 84ZM198 85V86H199ZM201 85V88H202ZM214 85V84H213ZM216 85V86H215ZM214 86H210L212 88V90H214L213 87H220V85L215 84ZM230 85V86H231ZM233 85H235V83H233ZM232 85V86H233ZM248 85V84H247ZM253 85L255 84V81L253 83ZM252 85V86H253ZM25 86V85H24ZM77 86V85H76ZM75 86V87H76ZM92 86V85H91ZM150 86V85H149ZM156 86V85H155ZM158 86V85H157ZM156 86V87H157ZM174 86V85H173ZM177 86V85H176ZM187 86V85H186ZM244 86V84H243ZM250 87V84L248 85ZM264 87V84L262 85ZM40 87V86H39ZM38 87V88H39ZM48 87V86H46ZM148 87V86H147ZM159 88H155L156 91L154 92V94L152 93L150 96L151 98L154 96V98H150L151 99V103L154 105H152L155 109L156 107V111L158 113H161L162 110L164 109L163 107L166 106L164 99L160 98V96L163 94L161 92L158 91V89H160V85L158 86ZM166 87V86H165ZM170 87V86H169ZM172 87V85H171ZM170 87V88H171ZM175 87V86H174ZM183 87V86H182ZM200 87V86H199ZM198 87V88H199ZM247 86L245 85L244 88H246ZM258 87V86H257ZM37 88V89H38ZM52 88V87H51ZM167 88V87H166ZM165 88V90H166ZM188 88V87H187ZM207 88V87H206ZM205 88V89H206ZM230 88V87H229ZM235 88V87H234ZM254 88V86H253ZM253 88L251 89L254 93ZM49 89V88H48ZM54 89V88H53ZM77 89V88H76ZM92 89V90H93ZM154 89V88H153ZM154 89V90H155ZM174 89V88H173ZM184 89V88H183ZM226 89V87H225ZM224 89V90H225ZM250 89V88H249ZM262 89V88H261ZM32 90V89H31ZM30 90V91H31ZM86 90V89H85ZM142 90V88H141ZM145 90V89H144ZM171 90V89H170ZM180 90V89H179ZM203 90V89H202ZM206 90L209 91V88H207ZM212 90L210 89V91L212 92ZM217 90V89H216ZM214 90V91H216ZM227 90V89H226ZM230 89H228L229 91ZM247 90V89H246ZM246 90H242L243 93L241 94H246ZM257 90V89H256ZM23 91V90H22ZM26 91V90H25ZM28 91V90H27ZM89 91V90H88ZM152 91V90H151ZM164 91V90H163ZM167 91V90H166ZM197 91V93H196ZM195 93L196 95H200V97L202 98L201 94H198V90H196ZM205 91V90H203ZM222 91V90H221ZM232 92V90H230ZM264 91V90H262ZM261 91V92H262ZM33 92V91H32ZM91 92V91H90ZM145 92V91H144ZM173 92H175V90H173ZM182 92V91H181ZM188 92V93H189ZM210 92V93H211ZM220 92V91H219ZM223 92V91H222ZM230 92V93H231ZM250 90L247 91V93H249ZM260 92V95H261ZM29 93V92H28ZM47 93V91H46ZM49 93V92H48ZM141 93V92H140ZM172 93V92H171ZM176 93V92H175ZM174 93V94H175ZM180 93V92H179ZM185 93V92H184ZM201 93V92H200ZM210 93H207L210 95ZM224 93V92H223ZM222 93V94H223ZM229 93V94H230ZM235 93V92H234ZM257 93V92H256ZM254 93V95L256 94ZM259 93V92H258ZM30 94V93H29ZM56 94V93H55ZM84 94V93H83ZM89 94V93H88ZM178 94V93H177ZM205 94V93H204ZM215 94V93H214ZM251 94V92L249 93ZM263 94V93H262ZM25 95V94H24ZM23 95V96H24ZM47 95V94H46ZM145 95V93H144ZM148 95V93H147ZM153 95V96H152ZM181 95V94H180ZM194 95V96H196ZM234 95V94H233ZM254 95H245L248 96V98L250 96H252V99L254 97ZM20 96V95H19ZM22 96V97H23ZM214 96V95H213ZM237 96V95H236ZM235 96V97H236ZM258 98L260 99L259 95H257ZM256 96V100H258ZM264 96V95H263ZM25 97V96H24ZM142 97V96H141ZM180 97V96H179ZM182 97V96H181ZM197 97V96H196ZM194 97V98H196ZM199 97V96H198ZM205 97V96H204ZM203 97V98H204ZM209 97V96H207ZM206 97V98H207ZM219 97V96H218ZM227 97V96H225ZM238 97V96H237ZM236 97V98H237ZM243 96H241L242 98ZM44 98V97H43ZM55 98V97H54ZM62 98V97H61ZM143 98V97H142ZM183 98V97H182ZM185 98V97H184ZM183 98V99H184ZM214 98V97H213ZM229 98V97H228ZM231 98V97H230ZM233 98V96H232ZM235 98V99H236ZM244 98V97H243ZM251 98V97H250ZM262 98V97H261ZM29 99V98H28ZM164 102H162L161 100ZM171 99V98H170ZM208 99V98H207ZM206 99V100H207ZM217 99V98H216ZM220 99V98H219ZM234 99V100H235ZM32 100V99H31ZM44 100V99H43ZM176 100V99H175ZM187 100V99H186ZM199 102H201V100L196 99ZM195 100V101H196ZM206 100L204 99V106H209L206 105ZM238 100V99H237ZM250 100V99H249ZM255 99L253 100V102H251V106L253 107V103L254 101H256ZM263 100V99H262ZM22 101V99H21ZM62 101V100H61ZM168 101V100H167ZM209 101V100H208ZM219 101V100H218ZM239 101V100H238ZM32 102V101H31ZM42 102V101H41ZM160 104H159V103ZM183 102V101H182ZM189 102V100H188ZM197 102V101H196ZM210 102V101H209ZM258 102V101H256ZM37 103V102H36ZM60 103V102H59ZM169 103V102H168ZM175 103V102H174ZM180 103V102H179ZM216 103V102H215ZM244 103V102H243ZM41 104V103H40ZM39 104V105H40ZM62 104V103H61ZM60 104V105H61ZM164 106H163V105ZM172 104V103H171ZM198 104V102H197ZM208 104V103H207ZM211 104V103H210ZM217 104V103H216ZM216 104H214L215 109L217 115H218V109L216 108ZM232 104V103H230ZM234 104L237 106V104L234 101ZM242 104V103H241ZM27 105V104H26ZM48 105V104H47ZM68 105V104H67ZM189 105V104H187ZM225 105V103L223 104ZM240 105V104H238ZM250 105V103H249ZM259 105V104H258ZM261 105V104H260ZM33 106V105H32ZM146 106V105H145ZM151 106V107H152ZM158 106V107H157ZM160 106V107H159ZM172 106V105H171ZM203 106V105H202ZM201 106V107H202ZM203 106V107H204ZM231 106V105H230ZM236 106L234 108H236ZM257 106V105H256ZM169 107V106H168ZM167 107V108H168ZM210 107V106H209ZM218 107V106H217ZM222 107V106H221ZM232 107V106H231ZM230 107V108H231ZM239 107V106H238ZM260 107V106H259ZM27 108V107H26ZM158 108V109H157ZM178 108V107H177ZM186 108V107H185ZM206 108V107H205ZM204 108V109H205ZM213 108V107H212ZM240 108V107H239ZM256 108V107H255ZM258 108V107H257ZM28 109V108H27ZM48 109V108H46ZM70 109V108H69ZM195 109V108H194ZM200 109V108H199ZM214 109V111H215ZM251 109V108H250ZM36 110V109H35ZM86 110V109H85ZM149 110V109H148ZM152 110V109H151ZM170 110V109H169ZM198 110V109H196ZM211 110V109H210ZM209 110V111H210ZM213 110V109H212ZM233 110V108H232ZM239 110V109H238ZM244 110V109H243ZM251 110L254 111V108H252ZM59 111V110H58ZM61 111V110H60ZM160 111V112H159ZM164 111L166 112V110H163V113L161 114L163 116V114L166 115L165 118H167V113H164ZM168 111V110H167ZM194 111V110H193ZM205 111V110H204ZM204 111L202 113H204ZM207 111V112H209ZM228 111V109H227ZM237 111V110H235ZM251 111V112H253ZM44 112V111H43ZM52 112V111H51ZM86 112V111H85ZM146 112V111H145ZM198 112V111H197ZM196 112V115H197ZM200 110H199V114H200ZM62 113V112H61ZM153 113V112H151ZM186 113V112H185ZM188 113V112H187ZM194 113V112H193ZM193 113H191V115H193ZM224 113V112H223ZM231 112H227V114ZM234 113V112H233ZM236 113V112H235ZM239 113V112H237ZM243 113V112H242ZM16 114V115H15ZM55 114V113H54ZM157 115V113H155ZM154 114V115H155ZM174 114V113H173ZM195 114V113H194ZM226 114V113H225ZM224 114V115H225ZM254 114V113H253ZM149 115V114H148ZM160 115V116H161ZM164 115V116H165ZM190 115V114H189ZM201 115V114H200ZM203 115V114H202ZM209 113L207 114L205 111V117L207 120H209L207 117H214L213 114L211 116V111H210V116ZM216 115V116H217ZM232 115V114H231ZM237 115V114H236ZM257 115V114H256ZM20 116V117H19ZM175 116V115H173ZM188 116V115H187ZM220 117L222 116L219 115ZM228 117V115H226ZM224 116V117H226ZM45 117V115H44ZM85 117V118H86ZM153 117V116H152ZM151 117V118H152ZM219 117V118H220ZM223 117V116H222ZM224 117L222 118L224 120ZM248 117V116H247ZM84 118V119H85ZM145 118V119H144ZM156 118V117H155ZM153 119L158 121L157 119ZM158 118V117H157ZM164 118V117H163ZM177 118V117H175ZM189 118V117H188ZM190 118H192L190 116ZM199 118V117H198ZM219 118L217 117L218 120V124L219 121L221 122L220 126L223 124L226 125V119L225 121H221L219 120ZM229 118V117H228ZM67 119V118H66ZM168 119V118H167ZM184 119V118H183ZM193 120H195V118H192ZM201 119V118H200ZM221 119V118H220ZM144 120V121H143ZM170 120V119H169ZM174 120V119H173ZM213 120V118H212ZM215 120V119H214ZM234 120V119H233ZM243 120V119H242ZM249 120V119H248ZM192 121V120H191ZM200 121V120H199ZM229 121V120H228ZM148 122V120H147ZM146 122V123H147ZM151 122V121H149ZM153 122V121H152ZM151 122V123H152ZM167 122V121H166ZM170 122V121H169ZM182 122V121H181ZM186 122V121H185ZM188 122V121H187ZM186 122V123H187ZM198 122V121H197ZM206 122V121H205ZM210 122V121H209ZM216 122V121H215ZM244 122V121H243ZM155 123V122H154ZM172 123V120L171 122ZM175 122H173L171 125H174ZM184 123V121L182 122ZM194 123V122H193ZM199 124H201L200 122H198ZM197 123V124H198ZM204 123V122H202ZM255 123V122H254ZM65 124V123H64ZM74 124V123H73ZM148 124V123H147ZM153 124V123H152ZM179 124L181 125L180 121ZM178 124V125H179ZM192 124V123H190ZM212 124V122H211ZM210 124V125H211ZM214 124V122H213ZM217 130H222L220 128V126L217 124L214 126ZM228 124V129L231 123H227ZM237 124V123H236ZM47 125V124H46ZM78 125V124H77ZM151 127V124H149ZM156 125V124H153ZM158 125V124H157ZM170 125V124H169ZM178 125H175L179 128ZM72 126V125H71ZM166 126L167 128H169L167 125H163ZM183 126V125H182ZM186 126V124H185ZM184 126V127H185ZM190 126V125H189ZM193 127V125H191ZM198 126V125H196ZM218 128H217V127ZM227 126V125H226ZM43 127V126H42ZM181 127V126H180ZM203 127V126H200ZM205 127V125H204ZM210 127V126H209ZM58 128V127H57ZM154 128V126H153ZM157 128V127H156ZM159 128V127H158ZM157 128V130H158ZM172 128L174 129V127L172 126ZM189 128V127H187ZM194 128V127H193ZM197 128V127H195ZM227 128V127H226ZM235 128V127H234ZM183 129V128H182ZM200 129V128H199ZM208 129V128H207ZM227 129V130H228ZM245 129V128H244ZM42 130V128H41ZM60 130V129H59ZM156 130L155 128L153 129V132H157L154 131ZM161 130V129H160ZM176 130V129H174ZM179 130V129H178ZM186 130V129H185ZM201 130V129H200ZM214 130V129H213ZM226 130V129H225ZM224 130V131H225ZM227 135H228V131ZM48 131V130H47ZM64 131V130H63ZM162 131L163 128H162ZM180 131V130H179ZM184 131V129H183ZM189 131V130H188ZM209 131V130H208ZM211 131V129H210ZM239 131V130H238ZM54 132V131H53ZM58 132V131H57ZM161 132V131H159ZM166 132V131H165ZM170 132V130H169ZM172 132V129H171ZM174 132V131H173ZM181 132V131H180ZM200 132V131H199ZM197 132V133H199ZM205 132V131H204ZM213 132V131H212ZM219 132V131H218ZM221 132V131H220ZM47 133V132H46ZM162 133V132H161ZM185 133V132H183ZM190 133V132H189ZM89 134V133H88ZM170 134V133H169ZM182 134V132H181ZM214 134V133H213ZM222 134V133H221ZM233 134V133H232ZM58 135V134H57ZM166 135V134H165ZM164 135V136H165ZM224 135V134H223ZM222 135V136H223ZM94 136V135H93ZM162 136V135H161ZM167 136V135H166ZM185 136V135H184ZM195 136V135H194ZM199 136V135H198ZM197 136V138H198ZM210 136V135H208ZM212 136V135H211ZM180 137V136H179ZM187 137V136H186ZM201 137V136H199ZM189 138V137H188ZM227 138V137H226ZM169 139V138H168ZM201 139V138H199ZM209 139V138H208ZM60 140V139H59ZM58 140V141H59ZM90 140V139H89ZM195 140V139H194ZM207 140V139H206ZM236 140V139H235ZM165 141V140H164ZM169 141V140H168ZM175 142V140H173ZM172 141V142H173ZM202 141V140H201ZM208 141V140H207ZM210 141V140H209ZM208 141V142H209ZM55 142V141H54ZM167 142V141H166ZM194 142V141H193ZM207 142V143H208ZM161 143V142H160ZM206 143V142H205ZM0 144V145H1ZM185 144V143H183ZM193 144V143H192ZM191 144V145H192ZM195 144V143H194ZM197 144V142H196ZM228 144V143H227ZM178 145V144H177ZM226 145V144H225ZM87 146V145H86ZM204 146V145H203ZM63 147V146H62ZM164 147V146H162ZM195 147V146H193ZM218 147V146H217ZM88 148V147H87ZM166 148V146L164 147ZM163 148V149H164ZM204 148V147H203ZM61 149V148H60ZM69 149V148H68ZM169 149V148H167ZM174 149V148H173ZM211 149V148H210ZM224 149V148H223ZM62 150V149H61ZM70 150V149H69ZM87 150V149H86ZM162 150V149H161ZM180 150V149H179ZM188 150V149H187ZM200 150V149H197ZM209 150V149H208ZM227 150V149H226ZM166 151V150H165ZM177 151V150H176ZM225 151V150H224ZM90 152V151H89ZM164 152V150H163ZM168 152V151H167ZM173 152V151H172ZM181 152V151H180ZM188 152V151H187ZM198 152V151H196ZM195 152V153H196ZM205 152V151H204ZM223 152V151H222ZM229 151H227L228 153ZM4 153V152H3ZM153 153V152H152ZM162 153V152H161ZM201 153V152H200ZM219 153V152H218ZM72 154V153H71ZM151 154V153H150ZM179 154V152H178ZM177 154V155H178ZM181 154V153H180ZM186 154V152H185ZM193 154V153H192ZM197 154V153H196ZM215 154V153H214ZM20 155V156H19ZM169 155V154H168ZM171 155V154H170ZM177 155H175L177 157ZM198 155V154H197ZM200 155V154H199ZM161 156L163 157V155L161 154ZM174 156V155H173ZM194 156V155H193ZM207 156V155H206ZM214 156V155H213ZM217 156V155H215ZM26 157V158H27ZM71 157V155H70ZM147 157V158H146ZM167 157V155H166ZM172 157V156H171ZM171 157L169 159H171ZM198 157V156H197ZM23 158V157H22ZM25 158V157H24ZM151 158V157H149ZM148 158V159H149ZM158 158V156H157ZM180 158V157H179ZM160 159V158H159ZM176 159V158H175ZM174 159V160H175ZM183 159V158H182ZM202 159V158H201ZM208 159V158H207ZM161 160V159H160ZM167 160V158H166ZM173 160V161H174ZM200 160V159H199ZM65 162V160H63ZM83 161V160H82ZM163 161V158L162 160ZM171 161V160H169ZM196 161V160H195ZM37 162H35L34 164H37ZM67 162V160H66ZM81 162V161H80ZM152 162V160H151ZM149 162V163H151ZM168 162V161H167ZM201 162V161H200ZM213 162V161H212ZM224 162V160H223ZM228 162V161H227ZM25 163V162H24ZM83 163V162H82ZM186 163V162H184ZM216 163V162H215ZM226 163V162H225ZM162 164V162H161ZM170 164V163H169ZM190 164V163H189ZM200 164V163H199ZM219 164V163H218ZM85 165L87 167H85ZM157 165V164H156ZM183 165V164H182ZM37 166V165H36ZM82 166H84L85 168H83ZM149 166V165H148ZM160 166V165H158ZM191 166V165H190ZM152 167V165H151ZM154 168V167H153ZM42 169V168H41ZM40 169V170H41ZM104 171L102 173L101 170ZM150 169V168H148ZM160 169V168H159ZM219 169V168H217ZM67 170V169H66ZM72 170V169H71ZM164 170V169H163ZM204 170V169H203ZM225 170V168H224ZM145 171V170H144ZM149 171V170H148ZM159 171V170H158ZM197 171V170H196ZM227 171V170H226ZM225 171V173H226ZM150 172V171H149ZM157 172V170H156ZM187 172V171H186ZM202 172V171H201ZM209 172V171H208ZM212 172V171H211ZM216 173V172H215ZM224 173V172H223ZM162 174V173H161ZM160 174V176H161ZM166 174V173H165ZM168 174V173H167ZM201 174V173H200ZM46 175V176H45ZM72 175V174H71ZM146 175V174H144ZM143 175V177H144ZM203 175V173H202ZM217 175V173H216ZM228 175V174H227ZM158 176V175H156ZM183 176V175H182ZM223 176V175H222ZM226 176V175H225ZM224 176V177H225ZM46 177V179H45ZM95 177V178H94ZM186 177V176H185ZM196 177V176H194ZM221 177V176H219ZM93 178V179H91ZM177 178V177H176ZM187 178V177H186ZM247 178V177H246ZM251 178V177H249ZM43 179H41L43 181ZM88 179V180H87ZM143 179V178H142ZM150 179V178H149ZM210 179V178H209ZM227 179V178H226ZM70 180V182H69ZM146 180V179H145ZM144 180V181H145ZM152 180V179H151ZM156 180V179H155ZM188 180V179H187ZM195 180V179H194ZM224 180V179H223ZM222 180V181H223ZM251 180V179H250ZM253 180V179H252ZM141 181V180H140ZM168 181V180H167ZM172 181V180H171ZM174 181V180H173ZM189 181V180H188ZM187 181V182H188ZM192 181V180H191ZM197 181V179H196ZM44 182V184H45ZM46 182V184H47ZM75 182V183H74ZM146 182V181H145ZM166 182V181H165ZM202 182V181H201ZM208 182V181H207ZM77 183H83L82 185L87 186L89 185L88 188H86V190H88V196L85 198L88 199V203L89 205H85L83 204V202L81 203L80 201V197H78L77 192L74 191V184ZM86 183V184H85ZM215 182H213L214 184ZM143 185V183H141ZM151 184V182H150ZM174 184V183H173ZM184 184V183H182ZM181 184V185H182ZM186 184V183H185ZM193 184V183H192ZM195 184V183H194ZM204 184V183H203ZM31 185V184H30ZM79 185V184H77ZM81 185V186H82ZM197 185V184H196ZM200 185V184H199ZM202 185V184H201ZM26 186V185H25ZM45 186V185H44ZM144 186L146 187V183L144 184ZM168 186V185H167ZM176 186V185H175ZM189 186V185H188ZM203 186V185H202ZM208 186V185H207ZM215 186V185H214ZM31 187V186H29ZM151 187V186H149ZM200 187V186H199ZM198 187V189H199ZM211 187V185H210ZM35 188V187H34ZM33 188V189H34ZM48 187L46 186V189ZM48 188V189H49ZM141 189V190H140ZM149 189V188H148ZM152 189V188H151ZM159 189V188H158ZM163 189V188H162ZM172 189V188H171ZM192 189V188H191ZM195 189V187H194ZM204 189V188H203ZM210 189V188H209ZM213 189V188H212ZM145 190V189H144ZM142 190V191H144ZM167 190V189H166ZM170 190V189H169ZM175 190V189H174ZM205 190V189H204ZM48 191V190H47ZM78 191V190H77ZM194 191V190H193ZM21 192V190H20ZM29 192V190H28ZM49 192V191H48ZM50 192V193H51ZM146 192V191H144ZM185 192V191H184ZM209 192V191H208ZM217 192V191H216ZM221 192V191H220ZM147 193V192H146ZM150 194V192H148ZM197 193V192H195ZM205 193V192H204ZM215 193V192H214ZM213 193V194H214ZM46 194V193H45ZM167 194V193H166ZM184 194V193H183ZM200 194V193H199ZM207 193H205L206 195ZM220 194V193H219ZM180 195V194H179ZM201 195V194H200ZM204 195V194H203ZM215 195V194H214ZM166 196V195H165ZM172 196V195H171ZM170 196V197H171ZM222 196V195H221ZM46 197V196H45ZM174 197V196H173ZM56 198L58 201H56ZM84 198V199H85ZM234 198V197H233ZM48 199V198H47ZM174 199V198H173ZM189 199V198H188ZM46 200V199H45ZM171 200V199H170ZM201 200V199H198ZM56 201V202H55ZM171 202V201H170ZM197 202V201H196ZM57 203V204H55ZM149 205L150 207H148L147 205ZM173 203V202H172ZM194 203V202H193ZM231 203V202H230ZM233 203V202H232ZM55 205V207H54ZM165 205V204H164ZM158 206V205H157ZM160 206V204H159ZM167 206V205H166ZM182 206V205H181ZM9 207V206H8ZM7 207V208H8ZM187 207V206H186ZM223 207H225L223 205ZM230 207V206H229ZM52 208V209H53ZM155 208V207H154ZM170 208V207H169ZM156 209V208H155ZM165 209V208H164ZM185 209V208H184ZM226 209V208H225ZM161 210V209H160ZM167 210V209H166ZM182 211V209H180ZM27 211V210H26ZM150 211V212H149ZM155 211V210H153ZM190 211V210H189ZM221 211V210H220ZM184 212V211H183ZM151 213V214H150ZM155 213V212H154ZM168 213V212H167ZM173 213V212H172ZM170 212V214H172ZM231 213V212H230ZM224 214V213H222ZM221 214V215H222ZM227 214V213H225ZM220 215V217H222ZM160 216V215H159ZM188 216V215H187ZM186 216V217H187ZM225 216V215H224ZM17 220L21 219L22 217L19 218V216L17 215ZM154 217V216H153ZM185 217V218H186ZM206 217V216H205ZM216 217V216H215ZM219 217V219H220ZM229 217V215H228ZM163 218V217H162ZM171 218V217H170ZM207 218V217H206ZM225 218H227L225 216ZM5 219L4 216H1L0 214V237L1 235L2 238L0 239V243L4 244V258L8 257L10 259H14L16 261V256L18 255L15 250L10 249V248H15L16 245H14L13 241H11V238L5 236V234H9L8 236H11L10 234H12L13 236V231L12 229L9 227V225L6 224V222H4L3 220ZM14 219V218H13ZM164 219V218H163ZM174 219V218H173ZM180 219V218H179ZM178 219V220H179ZM196 219V218H195ZM256 219V218H255ZM24 222L25 219H23ZM22 220V221H23ZM170 220V219H169ZM229 220V219H227ZM6 221V220H5ZM160 221V220H159ZM188 221V219H187ZM195 221V220H192ZM221 221V219H220ZM219 221V223H220ZM34 222V221H33ZM163 222V220H162ZM168 222V221H167ZM181 222V221H180ZM18 223V222H17ZM21 223V222H20ZM19 223V224H20ZM185 223V222H184ZM227 223V222H226ZM9 224V223H8ZM174 224V223H172ZM178 224V223H177ZM218 224V223H217ZM223 224V222H222ZM228 224V223H227ZM25 225H28L25 224ZM160 225V224H159ZM169 225V224H167ZM181 225V224H180ZM221 225V224H220ZM226 225V224H224ZM22 226V225H21ZM166 226V225H165ZM19 227V226H18ZM174 227V226H173ZM187 227V226H186ZM161 228V230L159 229ZM184 228V227H182ZM14 229V228H13ZM21 228H19L20 230ZM165 229V228H164ZM191 229V227H190ZM163 230V231H162ZM177 230V229H176ZM188 230V229H186ZM178 231V230H177ZM16 232V231H15ZM175 232V231H174ZM221 232V231H220ZM20 233V231H19ZM30 233V232H29ZM180 233V232H179ZM176 234V233H175ZM193 234V233H192ZM207 234V233H206ZM16 235V233H15ZM195 235V234H194ZM201 235V234H200ZM227 235V234H226ZM225 235V236H226ZM223 236V235H222ZM4 237V239H3ZM215 237V236H214ZM189 238V237H188ZM173 239V240H172ZM175 239V240H174ZM191 239V238H190ZM214 241V239H213ZM4 242V243H3ZM180 242V241H178ZM189 242V241H188ZM222 242V241H221ZM200 243V242H199ZM225 243V242H224ZM237 243V242H236ZM239 243V242H238ZM16 244V243H15ZM233 244V243H232ZM242 244V243H241ZM77 245V246H76ZM181 245V246H180ZM199 245V244H198ZM2 246V245H1ZM2 246V247H3ZM186 246H188V249ZM194 246V245H193ZM213 246V245H211ZM263 246V245H262ZM206 247V246H205ZM204 247V248H205ZM221 247V246H220ZM22 248V253L19 254L20 256V261L19 258H17V262L14 264H54L53 262H55L57 259H52L51 262V258L49 260L48 256L45 259V261H41L38 260L36 261L35 257L32 256V252L30 253L26 248V245L21 246ZM20 248V250H21ZM232 248V247H231ZM19 250V249H18ZM61 250V249H60ZM219 250V249H218ZM235 250V249H234ZM1 251V248H0ZM31 251V250H30ZM34 251V250H33ZM54 251V250H52ZM223 251V250H222ZM228 251V250H227ZM231 251V250H230ZM258 251V250H257ZM264 251V250H263ZM197 252V254H196ZM62 253V255L60 254ZM233 253V252H232ZM1 254V253H0ZM3 254V253H2ZM213 254V253H212ZM227 254V253H226ZM238 254V253H237ZM250 254V253H249ZM256 254V253H255ZM262 254V253H261ZM55 255V257H56ZM205 255V254H204ZM252 255V254H251ZM2 256V255H1ZM206 256V255H205ZM3 257V256H2ZM1 257V258H2ZM19 257V256H17ZM51 257L54 258L53 253L51 254ZM59 257V256H58ZM211 257V256H210ZM218 257V256H217ZM2 258V260L4 259ZM60 257V261H61ZM209 258V257H208ZM228 258V257H227ZM249 258V257H248ZM252 258V257H251ZM12 259V260H13ZM42 259V258H41ZM64 260V258H62ZM226 259V258H225ZM29 260V262H28ZM62 260V262H60L61 264L65 263ZM7 261V260H6ZM5 261V262H6ZM49 261V262H48ZM209 261V262H208ZM219 261V260H218ZM227 261V259H226ZM4 262V264H5ZM8 262V261H7ZM6 262V264H8ZM23 262V263H21ZM57 262H59V260H57ZM55 262V264L57 263ZM229 262V261H228ZM239 262V261H238ZM254 262V260H253ZM57 263V264H60ZM216 262H214L215 264ZM3 264V263H2ZM13 264V263H11ZM220 264V263H219ZM223 264V262H222ZM234 264V262H233Z\"/></svg>","mask_w":264,"mask_h":264}]
</instances>
